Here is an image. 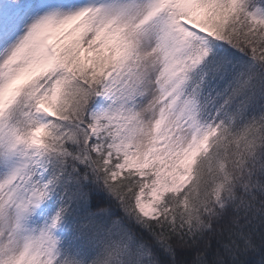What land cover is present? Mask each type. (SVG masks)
I'll use <instances>...</instances> for the list:
<instances>
[{
    "label": "snow or ice",
    "instance_id": "1",
    "mask_svg": "<svg viewBox=\"0 0 264 264\" xmlns=\"http://www.w3.org/2000/svg\"><path fill=\"white\" fill-rule=\"evenodd\" d=\"M0 264H264V0H0Z\"/></svg>",
    "mask_w": 264,
    "mask_h": 264
}]
</instances>
